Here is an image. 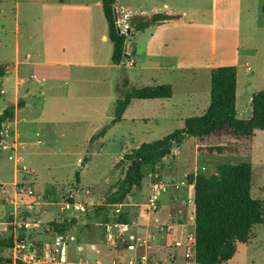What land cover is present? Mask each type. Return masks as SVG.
<instances>
[{"label": "crops", "instance_id": "crops-1", "mask_svg": "<svg viewBox=\"0 0 264 264\" xmlns=\"http://www.w3.org/2000/svg\"><path fill=\"white\" fill-rule=\"evenodd\" d=\"M20 1L15 0L17 10L15 9V19L12 27L14 30H10L4 25L9 18L10 8L8 5L10 1L0 0V22L3 26L0 28V67L5 68L3 75H0V81L2 82L1 89L5 90L4 95L7 96L6 101L0 104V112L2 113L10 104L15 106L14 117L9 119L8 124L4 127L0 154V164L7 165V170L11 169L13 176L11 182L0 180V184L3 185L0 188V201L11 204L12 208L11 210L9 208L6 212V228L10 221L8 216L14 210L11 198L14 194L15 184H31L38 194L35 182L41 184L42 180L35 172L36 168L30 166L32 164L30 158L36 154L34 148L37 144L53 142L54 131L51 128L52 125L51 127H45V124H55L58 119L70 116L95 118L97 120L102 118L108 119L109 122L113 118L114 102L125 89V79L129 80L131 86L136 87L169 83L173 87V95L169 98L133 100L123 113L122 120L109 128L106 133L107 136L124 123H133L136 120L148 121L150 119L158 122L159 116L156 112L147 113L143 117L138 116L146 114L138 113L132 109L135 103L139 101L142 103V107L149 105L161 106V109H163L161 115H165V117L179 118L178 115H181V121L185 122L187 117L195 115H191L189 111H186L188 115H185L183 113L184 109L178 110L179 108L176 106L190 104L199 108L197 104L206 103V98L205 101L201 98L204 93L202 89L203 76L206 75L207 79L211 80L212 67L227 65V62L221 58L222 54L229 49V43L225 41L227 38L234 40L233 49L238 53L241 45V23L244 13V0H117L115 9L120 14L134 15L169 8L185 15L183 19L178 21L150 26L137 32L131 38L127 47L132 53L130 57L134 60V65L130 67H136L137 56H141L139 71L131 74L128 71L125 73L118 72L120 68H123V65H116L111 62L113 44L108 36V24L103 12L102 0H23L28 23L31 27L25 40L24 50H22L21 37L18 33L20 30V11L18 10L21 4ZM102 17L106 22L103 21ZM12 32L14 33L13 36L10 35ZM35 49L38 50L37 56L34 55ZM9 50L11 55H9ZM9 56L12 59L9 60ZM109 56L110 62L107 63ZM105 68H110L114 72L104 75L101 81L88 78L79 73L83 70L98 69L100 71V69ZM250 69V66H248V70ZM7 80H11L13 84L4 86ZM71 82H76L77 85L75 86L81 87L78 89V93L73 92ZM88 83H99L104 87L109 86L112 93L106 98L104 94L97 93V90L86 91L88 95L84 94L85 91H83L82 86ZM239 85L238 67L239 99L237 108L240 115ZM244 86L248 87V82H245ZM47 91L49 92L48 97L45 96ZM206 92L210 96L211 89L208 88ZM36 93L42 96V99L38 100L40 108H38L35 101ZM176 94L179 97L178 101L171 103L166 110L165 102H162V100L172 99ZM0 95L3 94L0 93ZM248 98L250 103L252 96ZM107 101L110 102L109 109L99 111V107L100 109L104 107L102 103ZM43 103L45 104L43 105ZM78 103L84 104L83 106L75 105L79 109H84V114L80 115L78 113L75 115L74 112L68 110V105ZM200 108L203 109L204 106H200ZM101 122L96 121L93 123L91 127L92 135L101 128ZM106 123H101V126ZM35 127H39V129L36 130ZM105 136L92 142L103 150L107 144ZM36 137H39V139L35 140ZM89 140H91V137ZM5 151H7L6 155L3 154ZM5 159L10 161V165L4 161ZM24 167L27 169H24ZM76 181L77 185L80 186L81 179ZM166 183L168 184V191L171 186H175L176 192H171L172 189L170 192L167 191V194L164 193L161 196V201L162 199L168 201L171 194L173 200L177 201L176 194L183 191L184 185L175 184L174 182ZM45 186L47 185L45 184ZM186 186L188 187L187 181ZM191 186L193 187V185ZM79 189L84 188L80 186ZM86 189L87 194L91 193V188ZM64 190L70 193L69 191L72 189L65 187ZM52 193L50 192L51 195ZM62 193L59 201L49 199L44 201L43 205H46L44 208H39V205H42L41 202L36 205V210L43 214V225L64 218L74 217L77 219L83 213V211L77 209L62 211L61 203L65 201V194ZM105 194L102 199L105 198ZM69 195L75 198H70L71 201L80 202L85 206L83 202L77 200L81 196L77 186ZM168 196L169 198H167ZM134 197H137L138 200L135 201ZM144 197L145 194L142 195V199ZM142 199L135 193H131L121 207L122 213L127 214L129 219V222L126 223L128 225L127 232L148 238L146 245L136 249L139 256L146 255V250L151 248L150 230L152 225L155 224L154 221L161 219L159 215L154 217L159 210L154 213L143 211V205L146 202H142ZM3 200H6V202ZM191 204L194 206V212L191 214L189 225L193 226L192 232H194L195 220L192 217L195 215V204L193 201ZM161 205L162 202L160 207ZM113 217H111L107 229L117 231L120 224L115 223ZM63 236L66 237L65 260L66 263L72 264L74 262L69 261L67 254V240H71V236L69 233ZM58 237H55L57 239L56 247L60 245ZM34 241L38 244L39 251L50 245L47 243L45 246L43 242H39L35 238ZM96 241L95 239L90 244H96L95 246H97ZM248 243H240L235 256L225 264L232 263L239 253L240 246L248 245ZM127 251L132 252L128 249ZM62 255L61 259L63 260ZM191 259L193 258L191 257ZM186 260L185 255L184 260L170 264H189Z\"/></svg>", "mask_w": 264, "mask_h": 264}, {"label": "rangeland", "instance_id": "rangeland-1", "mask_svg": "<svg viewBox=\"0 0 264 264\" xmlns=\"http://www.w3.org/2000/svg\"><path fill=\"white\" fill-rule=\"evenodd\" d=\"M9 1L11 3L8 5L10 14L8 21H6L4 25L6 28L14 30L12 27L14 25L15 9L17 10V7L15 6V0ZM20 3V7L18 8L20 11V30L18 33L21 37L22 50H24L25 40L31 27L28 23L23 0H21ZM263 6L264 0H244L240 49L238 53L235 52L233 49L234 40L227 38L225 41L229 43V49L225 51L221 57L227 62V65H236L239 67V94L241 100L239 108L242 117H248L251 114L248 97L264 89ZM102 19L106 22L104 17H102ZM2 27V22H0V28ZM37 28L39 27L37 26ZM37 31L36 29V32ZM10 35L13 36L14 33L12 32ZM10 50L9 55H11ZM34 55H38L37 49L34 50ZM140 58L141 56L138 55L136 67H130L127 63H124L122 64L123 68H120L118 72L125 73L128 71L134 74L139 71L141 64ZM10 59L12 58L10 57L9 60ZM106 62H110V56ZM126 66L128 67L126 68ZM248 66H250V70H248ZM111 72L113 73L114 71L110 68H105L100 69V71H98V69L83 70L79 73L88 78L101 81L104 75H109ZM245 82H248V87L244 86ZM6 84L10 85L13 84V82L7 80L4 86ZM75 85H77L76 82H71L73 92L78 93V89L81 87ZM202 86L204 93L201 98H203L204 101L206 98V103L201 105L197 104L199 108H197L196 105L179 104L180 107L178 105L176 106L179 108L178 110L183 108V113L185 115H188L186 111H189L191 115L203 114L206 111L210 98L206 91L208 88L209 90L211 89V80L207 79L206 75L203 76ZM1 87L2 82L0 81V93L3 94L0 95V104H3L7 96L1 92ZM82 88L83 91H85L84 94H87V92L91 90H97V93L100 95L104 94L105 98L112 93L109 86L104 87L99 83H88L82 86ZM45 96H49L48 91L45 93ZM40 99H42V96L36 93L35 101L37 102L38 108H40ZM178 99L179 97L176 94L172 99H164L162 102H165L167 110L169 105L173 102H177ZM44 104L45 103H43V105ZM102 104L104 107L102 109L99 107V111H107L110 102L107 101ZM141 104L140 101L136 102L132 108L138 113H146L138 116L143 117L147 115V113L156 112L159 116L158 122L154 119H150L148 121L136 120L133 123H124L121 127H117L110 135L105 136L107 144L103 150L95 145L94 142L91 143L89 139L93 136L91 134L93 123L96 121L101 122L102 120L101 123L104 124L108 122V119L101 118L97 120L95 118L70 116L58 119V121H55V124L44 125L45 127H51L52 125L51 128L54 131L53 142L37 144L36 148H34L36 154L30 158L32 161L30 166L36 168L35 172L42 180H40L42 182L41 184L35 182L38 188V201L42 203V205H39V208L41 209L46 206L43 204L47 199L59 201L61 192L65 194L66 200H71L74 197H71L69 194L74 188L76 189V186L81 193V196H79L77 200L85 204V210L77 217L76 225L68 232L71 236V240H67V254L71 262L78 263L83 261L88 264H115V262H117L120 264H128L131 259L137 257V250L128 252L126 248L115 247L108 243L106 237L107 232L102 229V220L105 214L113 217L115 209L108 205L103 210H99L100 207L106 206L104 205L105 200L102 199V196L120 176L121 169L117 164L125 152L137 148L143 142L162 139L175 129L184 126V122H182L180 118L181 115H178L179 118L170 116L165 117V115H161L163 114L161 106L156 107L155 105L154 107L149 105L147 107H142ZM75 105L83 106L84 104H70L67 106L68 110L72 113L74 112L75 115L78 113L80 115L84 114L85 110L79 109ZM200 106H204V108L202 109ZM101 123L100 127H102ZM35 129L38 130L39 127H35ZM37 139H39V137H36L35 140ZM211 142L230 146L234 145L232 142H235V140L217 141L211 139ZM249 142V144L243 143L245 146L236 152L205 154L198 151L199 144L196 138L189 137L182 145L174 146L171 156L163 160L160 165L145 167V178L142 186L136 188L132 192V194L135 193V195H138L140 199H142V195L145 194L142 202L148 201V194L151 190L152 181L161 180L163 182H174L175 184L184 185L183 191L176 194L177 201L173 200L172 194L168 201L162 199V205L154 216L156 217L159 215L161 219L154 221L155 224L152 225L150 230L151 248L147 249V252H145L149 258L148 263L170 264L185 259V243L188 234L193 231V226L191 227L189 222H191V214L194 212V206L191 204L192 201L194 202V189L189 184L188 187L186 186V178L189 173L199 172L211 174L216 172L217 166L221 163L248 161L253 166L252 195L255 198L264 200V131L257 130L255 137ZM206 144L209 145V143ZM6 152L7 151L3 154L6 155ZM85 158H87V160H85ZM4 161L10 165V161L7 159ZM77 172L80 173V186L84 189H79L80 186L76 183ZM156 175H158V177H156ZM0 180L7 182L13 180L12 171L11 169H9V171L7 170V165L0 164ZM45 184L47 186H45ZM65 187L72 189L69 191L70 193L64 190ZM86 188H91V193L87 194ZM174 188L175 186H171L168 192H170L171 189V192H176ZM50 192H53L52 195ZM176 195L174 194L175 197ZM167 198H169V196ZM133 199H135V201L138 200L137 197ZM3 201L6 202V200ZM9 208L10 210L12 209L11 204H5L0 201V232L6 229L5 219L6 212ZM47 230V225H43L39 232L34 235V238L39 242H43L44 245L47 243L50 244L47 248L54 250L57 248V245L55 246L57 239L49 236V234L47 235ZM253 231L256 236L251 238L248 245L240 246L236 259L230 264H264V224L255 225ZM95 239L97 240V246H95L96 244H90L93 243ZM58 247H61L62 250V245ZM11 254V249L3 252L6 258H11ZM56 257L58 259L57 254ZM186 261L189 264L194 263L191 258H187ZM46 264H51V262Z\"/></svg>", "mask_w": 264, "mask_h": 264}, {"label": "trees", "instance_id": "trees-1", "mask_svg": "<svg viewBox=\"0 0 264 264\" xmlns=\"http://www.w3.org/2000/svg\"><path fill=\"white\" fill-rule=\"evenodd\" d=\"M117 0H102V7L108 24V36L113 44L111 62L123 64L127 58V45L132 36L146 28L169 21H178L185 17L182 12L169 8L156 9L150 13H137L130 16V34L120 31L116 20ZM264 10V6H263ZM3 68V69H2ZM0 67V75L4 73ZM124 91L116 98L113 105V118L102 126L92 137L91 142L104 137L109 128L122 120L123 113L135 99L169 98L173 95L171 84H155L142 87L131 86L128 79L124 82ZM238 67L221 65L211 68L210 103L202 115L185 119L182 128L175 129L164 138L143 142L137 148L124 153L118 162L120 176L105 194L103 210L108 205L114 209L124 203L128 195L142 186L147 166H157L171 156L174 146L182 145L189 137L196 138L198 151L205 154L236 152L251 141L257 130L264 131V89L254 93L250 102L251 114L242 117L238 113ZM1 110V108H0ZM15 106L8 105L0 112V154L3 140L4 123L14 117ZM235 140L234 145L212 143ZM206 143H209L207 145ZM250 143V142H249ZM248 143V144H249ZM243 144V145H242ZM87 160V158H85ZM76 178L80 181V173ZM186 181L193 185L195 204V252L193 261L197 264H225L238 251L240 243H248L256 234L253 227L264 224V200L253 197V166L248 161L239 163H221L211 174L189 173ZM28 213H25L23 216ZM32 215V214H31ZM22 216V217H23ZM114 222H129L125 213L114 212ZM111 216L104 215L102 229L107 232ZM77 223L76 218H64L49 222L47 235L51 237L66 235ZM39 229L33 230L29 236ZM25 233L21 234L23 238ZM14 246L13 227L9 224L0 232V264H12V258L3 255L5 250ZM127 242L115 247L127 249ZM16 264H24L17 261Z\"/></svg>", "mask_w": 264, "mask_h": 264}, {"label": "built area", "instance_id": "built-area-1", "mask_svg": "<svg viewBox=\"0 0 264 264\" xmlns=\"http://www.w3.org/2000/svg\"><path fill=\"white\" fill-rule=\"evenodd\" d=\"M130 16L127 13L120 14L116 11V20L121 30H131ZM127 58L124 63L129 66L134 65V60L130 57L132 53L128 47L126 50ZM36 79V78H34ZM2 93L5 90L1 89ZM9 119L6 120L5 126L8 124ZM4 126V127H5ZM12 158V157H11ZM24 169H27L24 167ZM158 177V175H156ZM0 184V188H2ZM168 191V184L161 180H155L151 183V190L148 196V201L143 205V211L145 213H154L159 210L161 203V196ZM38 194L35 188L31 184L16 183L14 186V194L11 201L14 205V210L9 214V224L13 227L14 246L11 248L12 264H16L17 261H22L24 264H66V260L61 259L62 250L61 247H57L54 250L50 248H43L39 251L38 244L32 240L29 233L36 229H41L43 225V214L36 210V205L39 203ZM123 203L119 204L115 213L118 215L122 213L121 207ZM62 211H69L70 209L85 210V206L80 202H73L66 200L61 203ZM25 213H28L23 216ZM32 214V215H31ZM23 216V217H22ZM195 220V215L192 217ZM25 233L22 238L21 234ZM128 225L120 224L117 231H112L110 228L107 229V239L110 244L118 245L121 242H127V249L135 251L138 247L146 245L148 243L147 237L139 236L135 233H128ZM186 244V257H194L195 252V231L190 232L187 236ZM61 246V245H59ZM58 255V259L56 257ZM147 255H137L135 259H131L128 264H150L148 263ZM73 264H88L87 262L80 261ZM115 264H120L115 262Z\"/></svg>", "mask_w": 264, "mask_h": 264}, {"label": "water", "instance_id": "water-1", "mask_svg": "<svg viewBox=\"0 0 264 264\" xmlns=\"http://www.w3.org/2000/svg\"><path fill=\"white\" fill-rule=\"evenodd\" d=\"M120 31L123 34H128V35L130 34L129 29H127V30H121L120 29ZM4 126H5V123H4ZM58 243L62 245V252H63L62 258H63V260H65V258H66V256H65V254H66V237L65 236H59L58 237Z\"/></svg>", "mask_w": 264, "mask_h": 264}]
</instances>
